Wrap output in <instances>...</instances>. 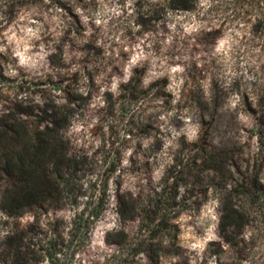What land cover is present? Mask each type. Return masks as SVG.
Listing matches in <instances>:
<instances>
[{
  "label": "rangeland",
  "instance_id": "374dc122",
  "mask_svg": "<svg viewBox=\"0 0 264 264\" xmlns=\"http://www.w3.org/2000/svg\"><path fill=\"white\" fill-rule=\"evenodd\" d=\"M0 62V115L30 131L46 108L69 118L59 188L44 181L42 207L24 198L18 218L0 209L36 264H264V193L247 195L264 184V0H0ZM232 204L240 227L224 236Z\"/></svg>",
  "mask_w": 264,
  "mask_h": 264
},
{
  "label": "trees",
  "instance_id": "16d2710c",
  "mask_svg": "<svg viewBox=\"0 0 264 264\" xmlns=\"http://www.w3.org/2000/svg\"><path fill=\"white\" fill-rule=\"evenodd\" d=\"M183 1L170 0V3ZM182 8L186 9L185 5ZM77 47L82 69L87 73L88 90L85 95H91L95 85L93 81L95 69L89 63H97L100 58L99 46L86 40ZM76 57L74 55L72 59L75 60ZM65 60L59 57L54 64L65 70ZM1 73L0 62V75ZM64 74L67 78L63 80L65 82L60 83H65L63 84L65 90L69 92L71 90L69 81L77 79L78 70L72 73L64 72ZM141 76L142 73H139L137 78L134 75L129 76L122 86L126 95H132L133 90L141 86ZM76 100L78 98L67 103H75ZM18 113L25 114L24 111H18ZM41 113L38 116L41 120L32 131L29 128L20 127V123L16 122L18 118L15 116L0 115V179L8 181V186H4L0 192V209L7 218L21 216L25 208L21 203L24 198H32L37 207H42L40 203L44 195L49 192L41 187L44 181L53 183L54 188L58 189L62 183L60 181L62 174L75 163V153L69 149L65 135L69 123L68 116H60L57 109L53 107L46 108ZM247 184V195L252 203L262 206L259 202L262 201L260 197L264 193V184L252 179ZM235 205H230L222 216L221 228L224 236L240 227L238 208ZM148 226V222L145 223L142 230L149 229ZM139 245L143 247L141 251L149 253L148 243L141 242ZM34 248L35 245L30 247V244L24 242V235L17 225L0 231V264H36L38 258Z\"/></svg>",
  "mask_w": 264,
  "mask_h": 264
}]
</instances>
